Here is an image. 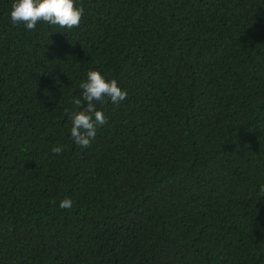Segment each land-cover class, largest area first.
Returning <instances> with one entry per match:
<instances>
[{
  "label": "trees",
  "instance_id": "1",
  "mask_svg": "<svg viewBox=\"0 0 264 264\" xmlns=\"http://www.w3.org/2000/svg\"><path fill=\"white\" fill-rule=\"evenodd\" d=\"M75 2L28 30L0 0V264H264V0ZM89 70L127 98L81 148Z\"/></svg>",
  "mask_w": 264,
  "mask_h": 264
},
{
  "label": "clouds",
  "instance_id": "2",
  "mask_svg": "<svg viewBox=\"0 0 264 264\" xmlns=\"http://www.w3.org/2000/svg\"><path fill=\"white\" fill-rule=\"evenodd\" d=\"M83 11L82 6H76L75 0H14L10 20L14 26L23 24L28 30H35L39 22L72 29L79 27ZM79 87L82 96L74 97L71 101L79 110L68 114L72 125L70 133L76 145L88 148L96 138L98 127L107 122L104 113L97 109V104L110 99L118 105L127 98V91L121 89L116 79H107L99 70H89L87 79ZM63 151L62 145L51 148V152L57 155ZM260 192L264 194V185ZM72 206L71 198L59 202L61 209H70Z\"/></svg>",
  "mask_w": 264,
  "mask_h": 264
}]
</instances>
